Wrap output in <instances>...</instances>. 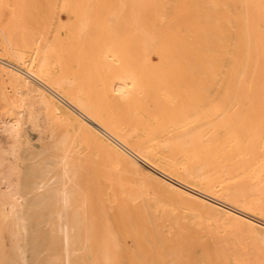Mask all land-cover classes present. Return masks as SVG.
<instances>
[{
    "label": "bare ground",
    "instance_id": "6f19581e",
    "mask_svg": "<svg viewBox=\"0 0 264 264\" xmlns=\"http://www.w3.org/2000/svg\"><path fill=\"white\" fill-rule=\"evenodd\" d=\"M0 74V264H250L147 200L264 242V0H0Z\"/></svg>",
    "mask_w": 264,
    "mask_h": 264
},
{
    "label": "rangeland",
    "instance_id": "374dc122",
    "mask_svg": "<svg viewBox=\"0 0 264 264\" xmlns=\"http://www.w3.org/2000/svg\"><path fill=\"white\" fill-rule=\"evenodd\" d=\"M15 91L16 85L0 74V121L6 120L8 123L13 121L14 115L7 118L8 115L5 113L17 110L18 104L16 102L17 95ZM27 98L29 97L27 96ZM67 107L73 109L70 106ZM35 110L41 113L40 122L44 128L49 129L56 124V122H52V117L48 111L41 107H36ZM25 133L31 144L36 146L38 143V131L27 126ZM58 138L59 133H53V140L56 141ZM20 143V140L10 132L5 130L0 131V150L10 151L17 149ZM19 158V156H15L14 158L5 157L0 164V184L10 189L11 193L19 192V180L23 172V161ZM182 177L184 180L186 179V177ZM132 182L130 183V193L136 194L137 183H135L136 181ZM147 203L152 206L157 215L164 217L163 220L166 223H173L180 229L182 228L189 238L205 246L213 254H233L238 259H246L250 264H264V242L261 240L249 238L248 235L240 231L236 233L233 230H229L230 227L221 225L220 220H215L214 222L209 215L201 214L202 212L200 211H192L194 214H197V216H193L191 210L181 208V204H172L163 196L154 200H147Z\"/></svg>",
    "mask_w": 264,
    "mask_h": 264
}]
</instances>
